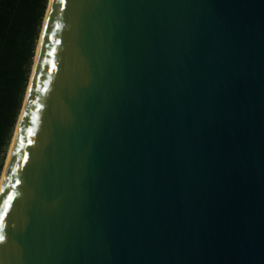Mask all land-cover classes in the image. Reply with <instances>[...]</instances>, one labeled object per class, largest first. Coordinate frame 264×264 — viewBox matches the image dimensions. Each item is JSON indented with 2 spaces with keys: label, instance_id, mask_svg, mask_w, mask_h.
Segmentation results:
<instances>
[{
  "label": "water",
  "instance_id": "water-1",
  "mask_svg": "<svg viewBox=\"0 0 264 264\" xmlns=\"http://www.w3.org/2000/svg\"><path fill=\"white\" fill-rule=\"evenodd\" d=\"M44 17L0 264H264V0H48Z\"/></svg>",
  "mask_w": 264,
  "mask_h": 264
},
{
  "label": "trees",
  "instance_id": "trees-1",
  "mask_svg": "<svg viewBox=\"0 0 264 264\" xmlns=\"http://www.w3.org/2000/svg\"><path fill=\"white\" fill-rule=\"evenodd\" d=\"M48 0H0V173L20 113Z\"/></svg>",
  "mask_w": 264,
  "mask_h": 264
},
{
  "label": "rangeland",
  "instance_id": "rangeland-1",
  "mask_svg": "<svg viewBox=\"0 0 264 264\" xmlns=\"http://www.w3.org/2000/svg\"><path fill=\"white\" fill-rule=\"evenodd\" d=\"M43 20H44V19H43ZM42 25H43V23H42ZM41 29H42V27H41ZM40 33H41V30H40ZM39 36H40V34H39ZM38 40H39V38H38ZM37 44H38V42H37ZM34 57H35V56H34ZM33 63H34V59H33ZM33 63H32V67H33ZM31 70H32V68H31ZM30 74H31V72H30ZM29 77H30V76H29ZM26 89H27V87H26ZM25 93H26V90H25ZM25 93H24V97H25ZM23 100H24V98H23ZM22 104H23V102H22ZM20 111H21V110H20ZM18 117H19V115H18ZM17 120H18V118H17ZM16 123H17V121H16ZM15 127H16V124H15ZM14 130H15V128H14ZM14 130H13V132H12V136H11V139H10V143L8 144V147H7V149H6V154H5V158H4L3 168H4V164H5V161H6V158H7L8 152H9V148H10L11 141H12V138H13ZM3 168H2V171H1V173H0V178H1V176H2Z\"/></svg>",
  "mask_w": 264,
  "mask_h": 264
},
{
  "label": "bare ground",
  "instance_id": "bare-ground-1",
  "mask_svg": "<svg viewBox=\"0 0 264 264\" xmlns=\"http://www.w3.org/2000/svg\"><path fill=\"white\" fill-rule=\"evenodd\" d=\"M44 21H45V17H44ZM43 26H44V22H43ZM43 26H42V28H43ZM38 43H39V40H38ZM35 61H36V56L34 57V63H35ZM33 66H34V64H33ZM27 92V91H26ZM12 142V141H11ZM8 157V156H7ZM7 160V159H6ZM5 163H6V161H5ZM4 167H5V164H4ZM2 174H3V172H2ZM2 177V176H1ZM1 179V178H0Z\"/></svg>",
  "mask_w": 264,
  "mask_h": 264
},
{
  "label": "snow or ice",
  "instance_id": "snow-or-ice-1",
  "mask_svg": "<svg viewBox=\"0 0 264 264\" xmlns=\"http://www.w3.org/2000/svg\"><path fill=\"white\" fill-rule=\"evenodd\" d=\"M29 132H31V129H28ZM5 239V237L3 235H0V242H2Z\"/></svg>",
  "mask_w": 264,
  "mask_h": 264
}]
</instances>
